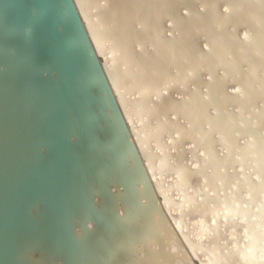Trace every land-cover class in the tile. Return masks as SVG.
Here are the masks:
<instances>
[{
    "label": "bare ground",
    "instance_id": "1",
    "mask_svg": "<svg viewBox=\"0 0 264 264\" xmlns=\"http://www.w3.org/2000/svg\"><path fill=\"white\" fill-rule=\"evenodd\" d=\"M36 2L0 0V264H264V0H75L130 143L83 55L94 106L33 74Z\"/></svg>",
    "mask_w": 264,
    "mask_h": 264
},
{
    "label": "water",
    "instance_id": "2",
    "mask_svg": "<svg viewBox=\"0 0 264 264\" xmlns=\"http://www.w3.org/2000/svg\"><path fill=\"white\" fill-rule=\"evenodd\" d=\"M29 2V4H36V0H25ZM32 2V3H30ZM27 10L31 16V19L34 18L37 13L34 11L35 7H27ZM45 10H47L46 17L48 19V23L46 24L45 30L37 31L33 27L28 31L31 34H34L35 37L38 38V41L45 42L49 40L53 36H59V34H56L55 32H61L64 30V32L67 33L66 37H61V49H60V61L57 64L50 65L46 68L37 69L35 68L36 65L33 68V65L31 66L32 72L35 75H41L42 77H55L56 79H62V77H66L69 81L67 85V90L74 94V97H81L83 95H86V103L88 106L92 104L94 106L93 101L97 99V92L92 89V86L88 82H83L80 86L75 83L77 78L79 76L83 79L82 74H80V70L83 69V65H80L78 62L74 63V61H77L80 59L79 55H83L82 61H85V66L90 67L91 66V78L92 76H97L100 82L102 83V91H104L108 96L109 105L111 106L110 109L113 110L114 115L119 119L120 126L124 132L125 135V141L130 143V140L128 139V127L127 124L123 118V115L120 111L118 102L114 96V93L111 90V86L109 84V81L105 75V71L103 69V65L101 63V60L95 50V47L93 45V42L90 38L89 32L85 26V23L79 13V10L77 8L75 0H46ZM31 11V12H30ZM32 23V20H31ZM26 25L24 24V27ZM49 31V34L47 31ZM27 32V31H25ZM49 35V36H48ZM71 45V46H68ZM67 52V55L64 56V52ZM11 52H15V50H12ZM70 53V54H68ZM71 54L76 55V57H73ZM46 58V57H45ZM67 66L65 67V64ZM48 62L46 63V65ZM77 64V66H75ZM70 65H74L70 66ZM42 66V65H39ZM65 73V75H64ZM72 73H75V76L72 75ZM69 88V89H68ZM94 91V92H93ZM95 94V95H94ZM100 90H99V97H100ZM56 115H58L56 113ZM52 123V121H49L47 124ZM86 126L82 127V130L84 132H87L88 128ZM68 134V133H65ZM48 141H42L37 146V152L40 153V155H44L47 157L50 152H52V148L55 147L54 140L57 139L54 133H52L51 130H49ZM101 135V134H100ZM114 135H107V139L109 142L113 141ZM118 143L115 142L114 146H116ZM133 146V149L135 145L131 144ZM20 154L23 157H28L31 155L30 149L27 148H21ZM92 156H87V162L92 165ZM97 195H99L98 192H96ZM42 203V200L40 201ZM97 210V208H96ZM29 211V210H28ZM99 211V210H97ZM32 212V211H31ZM36 217L33 215L31 217L32 220H34ZM93 219L94 223L96 224V228L90 233L88 231L86 232V237H82L81 240L76 239L78 241H84L88 238L95 239L101 230V224L96 220V218ZM84 230H86L85 225L82 226ZM85 235V233H84ZM73 236V233H72ZM74 237V236H73ZM181 243V242H180ZM182 244V243H181ZM28 256L31 255V252L27 253ZM51 264H56V260H54Z\"/></svg>",
    "mask_w": 264,
    "mask_h": 264
}]
</instances>
